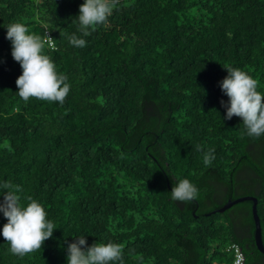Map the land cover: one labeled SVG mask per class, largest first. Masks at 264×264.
Returning a JSON list of instances; mask_svg holds the SVG:
<instances>
[{
	"label": "trees",
	"instance_id": "1",
	"mask_svg": "<svg viewBox=\"0 0 264 264\" xmlns=\"http://www.w3.org/2000/svg\"><path fill=\"white\" fill-rule=\"evenodd\" d=\"M82 3L0 0V184L19 185L21 203L37 200L56 225L23 258L0 235V264H66L79 236L121 244L124 264H229L230 243L242 246L243 264H264L251 200L210 212L256 196L264 245V134L225 119L220 88L231 66L264 94V0H119L88 36ZM13 22L50 31L45 54L70 84L62 105L19 97L22 69L6 38ZM73 34L86 45H71ZM181 179L197 199H171ZM5 223L0 213V230Z\"/></svg>",
	"mask_w": 264,
	"mask_h": 264
},
{
	"label": "clouds",
	"instance_id": "2",
	"mask_svg": "<svg viewBox=\"0 0 264 264\" xmlns=\"http://www.w3.org/2000/svg\"><path fill=\"white\" fill-rule=\"evenodd\" d=\"M119 0H84L79 6V30L83 36L90 35L89 29L106 22ZM6 38L11 41V56L21 69V75L16 79L19 97L28 101L36 98L43 101L63 104L70 84L67 76L58 73L56 65L45 48L54 47V39L47 32L45 35L30 33L22 22H13L7 26ZM75 47H84L86 42L75 34L68 37ZM227 76L220 82L221 91L228 97L225 105V119L233 116L242 120L247 134L260 137L264 134V94L257 90L258 81L247 72L228 66ZM197 150L201 146L197 145ZM214 150L209 149L203 155V163L207 167L214 159ZM3 200L0 201V213L6 218L0 230L5 241L10 245L9 251L15 256H24L41 250L44 242L52 237L56 225L47 218L44 206L37 200L27 197L28 203H21L22 191L19 185L10 181L0 184ZM198 188L188 179H181L173 186L170 197L173 201L189 202L198 198ZM86 236L75 238L67 246L66 264H124L121 244L93 243L89 246Z\"/></svg>",
	"mask_w": 264,
	"mask_h": 264
},
{
	"label": "water",
	"instance_id": "3",
	"mask_svg": "<svg viewBox=\"0 0 264 264\" xmlns=\"http://www.w3.org/2000/svg\"><path fill=\"white\" fill-rule=\"evenodd\" d=\"M249 199L252 201V205H251V211H252V217L254 220V243L256 245V248L264 253V245L262 243L261 240V227H260V222H259V217L257 215L256 212V202H257V198L254 195H250V194H245V195H240L237 196L233 199L229 198L227 201H225L220 207H217L215 209H212L210 212L214 213L216 211H223L226 208L230 207L232 204L242 201V200H246Z\"/></svg>",
	"mask_w": 264,
	"mask_h": 264
},
{
	"label": "built area",
	"instance_id": "4",
	"mask_svg": "<svg viewBox=\"0 0 264 264\" xmlns=\"http://www.w3.org/2000/svg\"><path fill=\"white\" fill-rule=\"evenodd\" d=\"M44 35L49 32V35L51 36L50 31L48 28L44 29ZM226 251L232 255L231 261L229 264H243L244 262V254L243 251L240 249V247L236 243H230L226 247Z\"/></svg>",
	"mask_w": 264,
	"mask_h": 264
},
{
	"label": "flooded vegetation",
	"instance_id": "5",
	"mask_svg": "<svg viewBox=\"0 0 264 264\" xmlns=\"http://www.w3.org/2000/svg\"><path fill=\"white\" fill-rule=\"evenodd\" d=\"M240 247V249L242 250V246H239ZM246 257H245V255H244V259H245Z\"/></svg>",
	"mask_w": 264,
	"mask_h": 264
}]
</instances>
